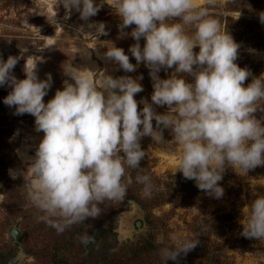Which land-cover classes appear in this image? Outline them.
I'll list each match as a JSON object with an SVG mask.
<instances>
[{"label": "clouds", "instance_id": "clouds-1", "mask_svg": "<svg viewBox=\"0 0 264 264\" xmlns=\"http://www.w3.org/2000/svg\"><path fill=\"white\" fill-rule=\"evenodd\" d=\"M103 3L121 21V35L136 41L129 48L136 65L114 44L104 58L126 72L140 63L149 69L152 103L140 101L142 109L135 95L143 87L130 76L113 78L102 72L97 81L96 72L70 67L65 75L71 82L65 81L63 90L45 103L51 74L40 80L36 64L25 65V78L17 79L12 70L18 58L0 59V86L12 89L4 104L15 107L16 115H32L35 131L43 133L25 171L27 198L58 234L99 217L106 201L123 202L133 184L128 169L141 168L145 157L141 139L165 142L163 129L171 131L180 149L175 173L215 198L223 196L219 182L226 167L247 174L264 166V117L256 116L264 113V74L245 86L252 74L238 66L240 44L210 12L216 0H205V5L196 0H56V7L62 4L68 13L75 9L87 21ZM260 20L264 22V13ZM133 25L130 33L123 31ZM87 27H95L96 37L107 34L103 22ZM77 31L93 36L84 34L83 26ZM173 68L169 78L159 77L161 69ZM153 104L168 111L158 114ZM135 183L145 195L158 190L149 175L138 174ZM242 221L244 237L264 240V196L250 203ZM175 239L174 249L160 250L163 264L199 243ZM80 242L87 246L95 237L85 234Z\"/></svg>", "mask_w": 264, "mask_h": 264}, {"label": "rangeland", "instance_id": "rangeland-1", "mask_svg": "<svg viewBox=\"0 0 264 264\" xmlns=\"http://www.w3.org/2000/svg\"><path fill=\"white\" fill-rule=\"evenodd\" d=\"M196 3L205 5V0ZM210 12L240 44L236 63L252 74L246 86L252 77L264 74V22L260 20L264 0H216ZM100 22L107 34L96 37L95 27L87 25ZM120 23L107 3L84 21L75 9L68 13L62 4L57 8L56 0H0V59L18 58L12 70L17 79L25 78V65L36 64L40 80L51 74L45 103L58 89L63 90L65 81L71 82L65 75L70 67L96 72L97 81L102 72L113 78L130 76L143 87L135 95L142 109L140 101L152 103L149 69L140 63L135 71L126 72L104 58L107 47L114 44L136 65L129 51L136 41L121 35ZM81 26L84 34L93 36L79 33ZM132 27L123 31L130 33ZM144 42L141 38V47ZM173 71L161 69L158 75L167 79ZM11 90L7 84L0 86V264H163L161 248L174 244L178 236L198 240V248L164 264H264V240L241 234L248 206L264 196V166L247 174L226 167L219 182L223 196L215 198L200 190L194 180L175 173L180 149L169 129H163L165 142L147 136L141 139L145 157L141 168L128 169L133 184L123 202L106 201L100 205L99 217L58 234L27 198L25 171L43 133L35 131L32 115H16L15 107L4 104ZM153 108L158 114L168 111L167 106L153 104ZM256 116L261 119L264 113L258 111ZM138 174L151 176L158 190L145 195L143 186L135 183ZM15 227L20 231L18 239L11 235ZM85 234L94 236L95 243L83 245L80 237Z\"/></svg>", "mask_w": 264, "mask_h": 264}, {"label": "water", "instance_id": "water-1", "mask_svg": "<svg viewBox=\"0 0 264 264\" xmlns=\"http://www.w3.org/2000/svg\"><path fill=\"white\" fill-rule=\"evenodd\" d=\"M118 91V90H117ZM11 235L14 239H18L19 235H20V231L18 228H13Z\"/></svg>", "mask_w": 264, "mask_h": 264}, {"label": "trees", "instance_id": "trees-1", "mask_svg": "<svg viewBox=\"0 0 264 264\" xmlns=\"http://www.w3.org/2000/svg\"><path fill=\"white\" fill-rule=\"evenodd\" d=\"M197 248H198V245H197L194 249H197ZM194 249H193V250H194ZM193 250H191V251H193Z\"/></svg>", "mask_w": 264, "mask_h": 264}, {"label": "bare ground", "instance_id": "bare-ground-1", "mask_svg": "<svg viewBox=\"0 0 264 264\" xmlns=\"http://www.w3.org/2000/svg\"><path fill=\"white\" fill-rule=\"evenodd\" d=\"M198 1H200V0H196V2H198Z\"/></svg>", "mask_w": 264, "mask_h": 264}]
</instances>
